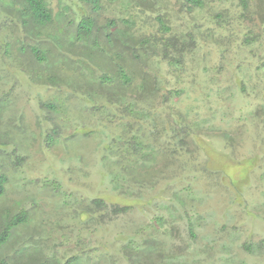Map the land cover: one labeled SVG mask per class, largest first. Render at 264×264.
I'll return each mask as SVG.
<instances>
[{
    "label": "rangeland",
    "instance_id": "rangeland-1",
    "mask_svg": "<svg viewBox=\"0 0 264 264\" xmlns=\"http://www.w3.org/2000/svg\"><path fill=\"white\" fill-rule=\"evenodd\" d=\"M48 2L54 15L60 11L67 15L44 29L40 40L41 50L57 53L55 63L66 65L59 63L60 73H55L62 80L58 87L33 79L32 72L44 69V62L26 50L33 42L31 35L11 26L9 36L21 39L17 42L8 37L12 42L9 56L0 39V173L8 175L0 197V223L21 210L29 216L28 225L17 229L15 239L0 254L13 255L22 239H42L47 254L69 257L82 250L89 256V264H264V127L250 132L234 112L247 100L237 102L231 97V102L225 99L218 105L224 115H235L237 122L228 124L236 132L232 143L219 126L204 127L201 141L184 134L189 155L177 157L173 161L178 163L166 170L160 165L141 186L115 185L104 156L106 145L119 132L117 124L77 91L73 80L68 84L66 75L74 70L65 53L74 48L70 37L79 21V5L76 0ZM49 32H59L61 44L54 39L48 42ZM62 44L64 50L59 54ZM83 49L75 47L78 52ZM234 89L231 85L227 93ZM191 93L180 106L197 103L204 114L203 88ZM248 100L255 106V101ZM49 103L55 108H48ZM55 129L58 139L48 144L47 137ZM172 136L169 133L167 138ZM257 154L260 160L250 173L237 165ZM64 193L69 202L64 201ZM96 197L110 206L118 203L130 209L118 215L112 208L91 214L75 202ZM159 216L161 224L156 221ZM191 220L195 235L190 232ZM132 236L140 244H156L158 250L147 255L142 251L141 257L131 249L124 250ZM126 253H132L130 260Z\"/></svg>",
    "mask_w": 264,
    "mask_h": 264
},
{
    "label": "trees",
    "instance_id": "trees-1",
    "mask_svg": "<svg viewBox=\"0 0 264 264\" xmlns=\"http://www.w3.org/2000/svg\"><path fill=\"white\" fill-rule=\"evenodd\" d=\"M76 2L79 21L70 37L74 48L65 53L71 57L72 61H67L74 70L66 75L68 84L73 80L75 89L103 108L110 121L117 124L119 132L106 145L104 156L115 185L141 186L160 165L166 170L176 164L173 160L177 157L189 155L184 134L201 141L204 127L219 126L224 129L223 137L232 143L236 132L233 124H228L237 121L235 115L229 117L220 112L218 105L225 99L247 100L234 112L239 113L238 121L248 131L264 127V0ZM57 17L63 19L67 15L63 11L54 15L48 0H0V39L5 45V55L11 54L12 42L8 37L20 42V36H9L11 26L19 27L33 41L24 48L44 62V69L32 72L33 79L56 87L62 82L55 74L60 73L62 62L55 63L57 53L41 50L40 40L44 29ZM59 36V32L57 35L49 32L46 38L48 42L54 39L61 44ZM77 45L84 49L78 52ZM59 47L60 54L64 44ZM231 85L234 92L227 93ZM200 87L207 101L202 106L205 113L193 102L182 108L184 98ZM248 99L255 101V106ZM46 106L55 108L51 103ZM2 109L0 101V116ZM53 131L47 137L48 144L58 139V131ZM169 133L173 138H167ZM261 135L264 138V129ZM259 160L257 154L237 161V165L250 173ZM7 181L8 175L0 173V197L5 193ZM56 186L60 188L59 184ZM64 194V201L69 202V195ZM75 202L82 211L91 214L112 208L118 215L130 209L118 203L110 206L101 197ZM156 221L161 224L162 217H156ZM28 222L26 210L5 217L0 223V249ZM190 232L196 234L192 220ZM131 238L123 248L126 251L131 249L138 254L143 251L147 255L158 250L156 244H140L134 236ZM44 243L42 239L40 242L22 239L13 255L0 254V264H89V256L82 250L69 257L47 254L41 247ZM125 255L130 260L132 253Z\"/></svg>",
    "mask_w": 264,
    "mask_h": 264
}]
</instances>
